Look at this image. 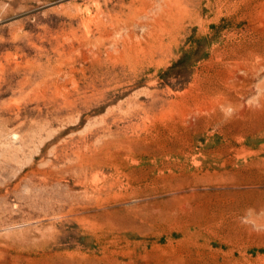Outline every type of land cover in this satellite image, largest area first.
I'll return each mask as SVG.
<instances>
[{
  "label": "rangeland",
  "instance_id": "374dc122",
  "mask_svg": "<svg viewBox=\"0 0 264 264\" xmlns=\"http://www.w3.org/2000/svg\"><path fill=\"white\" fill-rule=\"evenodd\" d=\"M0 264H264V0H0Z\"/></svg>",
  "mask_w": 264,
  "mask_h": 264
}]
</instances>
